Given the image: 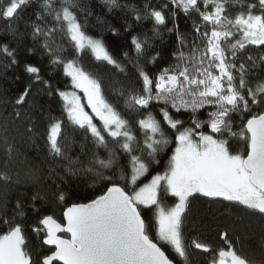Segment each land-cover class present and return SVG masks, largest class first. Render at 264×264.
<instances>
[{"label":"snow or ice","instance_id":"obj_1","mask_svg":"<svg viewBox=\"0 0 264 264\" xmlns=\"http://www.w3.org/2000/svg\"><path fill=\"white\" fill-rule=\"evenodd\" d=\"M99 3L114 21L84 0H0L4 35L11 37H0V57L5 68L22 66L28 77L15 99L0 100L11 104L13 122L28 121L35 136L43 105L34 88L58 97L60 115L43 117L47 154L67 161L66 175L101 185L87 203L71 202L57 185V218L45 208L40 168H29L23 180L0 172V182L35 189L29 200L0 195V264H189L190 248L207 254V264H264V256L243 254L228 230L217 233L219 246L199 237L188 242L184 234L191 201L200 197L242 205L264 219V0ZM27 8L32 16L21 32ZM117 10L127 11L120 17ZM181 17L191 20L190 40ZM145 21L151 28L133 34ZM97 29L101 34H92ZM25 38L32 46H25L22 63L18 48ZM106 39L117 42L115 50ZM37 52L40 61L31 59ZM45 56L67 78L63 89L44 78ZM85 57L126 77L113 89L117 103L84 67ZM68 125L91 144L81 145L82 153H92L88 167L69 155ZM58 174L48 170L49 177ZM29 230L38 240L34 247Z\"/></svg>","mask_w":264,"mask_h":264},{"label":"trees","instance_id":"obj_2","mask_svg":"<svg viewBox=\"0 0 264 264\" xmlns=\"http://www.w3.org/2000/svg\"><path fill=\"white\" fill-rule=\"evenodd\" d=\"M121 4L135 5L136 7H142L145 3L153 5L166 3L167 0H119ZM85 4H91L95 8L98 15H103L104 19L112 22L114 21L113 14H109L103 9V5L99 3V0H84ZM127 10H117L116 15L123 17ZM24 19L20 20V30L24 32L25 20L32 16V9L27 8L22 13ZM94 22V17H93ZM181 32H183L188 39H191V20H185L181 17L180 20ZM151 28V23L145 21L142 26H138L133 34L138 32L147 31ZM5 25L3 21H0V37L5 42L11 40L9 35H4ZM92 34L100 35L101 33L97 29ZM105 36H109L108 33H103ZM150 34V33H149ZM123 37L120 38L121 42ZM130 40V37H127ZM110 48L115 50L117 42L112 39H106L105 41ZM13 47H17L16 41H11ZM25 46L31 47L32 42L30 38H25L23 44L18 48L19 59L23 63L26 58ZM257 50H253L251 55L256 56ZM31 59L35 61L41 60L40 52H37ZM167 62H171L168 60ZM7 61L0 57V97L4 99L13 100L19 91L28 83V77L22 71L21 67H7L5 64ZM84 67L92 72L94 75H98L103 81L105 93L108 99L117 103V98L113 94L114 88H119L118 81L126 82V77L118 72H114L110 66H98L99 62H96L88 57H85L82 61ZM42 68L45 79L52 82L54 86L64 88L66 77L60 69H52L48 65V58L43 57ZM129 77L134 73V69L129 64ZM259 71V69L257 70ZM20 75L19 81L15 80V76ZM42 86H36L33 91V95L38 99L39 103L43 105V115L37 112V135H32L27 131L28 121L15 120L10 115L13 111L11 104L5 105L0 100V172L7 171L14 179H25L26 171L35 166L42 170L43 179L41 181L40 190L47 193L48 203L45 206L49 213H55L57 218L61 216L62 206H58L55 202L53 193L55 192L57 185L64 191L71 195V202H88L89 198H93L94 195L99 194L101 185L97 183L94 186L91 185L89 177L81 175L78 177H72L66 175L63 171L67 161H53L47 154L44 130L46 121L43 119L49 112L53 115H60V102L58 97L49 98L46 92L40 91ZM118 106L123 108V101L118 102ZM25 106L24 111H27ZM187 119L185 115L182 117ZM205 118V117H202ZM65 139L70 145L69 155L73 160L77 156L81 158V163L84 167L89 166V160L91 158V151L86 154L81 152V145L84 144L86 149H91L90 142H85L83 134L80 131H73V128L68 125L65 129ZM12 146L11 154L6 153L7 144ZM243 149V145H239V150ZM101 156H105L106 153L103 150H99ZM74 167H80L81 165H73ZM50 168H56L58 175L49 177L48 170ZM64 177V181L60 177ZM25 191L23 186L7 185L0 182V195L7 194L8 197L14 202L17 197L24 200H29L32 192ZM31 217V213H29ZM34 219V218H33ZM223 230H228L232 233L233 237L238 238L237 248L241 249L243 254L249 256H255L257 258L264 256L262 251V245H264V219H261L259 215L252 214V210L244 209V206H232V202H216L212 198L200 197L191 201L190 211L187 213V219L185 222L184 234L186 241L190 242L191 239L199 237L206 239L216 246L220 245L217 233ZM29 239L31 245L34 247L38 240L31 234L29 230ZM166 251H170L166 249ZM190 257L189 264H207L208 255L196 250L194 248L189 249Z\"/></svg>","mask_w":264,"mask_h":264},{"label":"water","instance_id":"obj_3","mask_svg":"<svg viewBox=\"0 0 264 264\" xmlns=\"http://www.w3.org/2000/svg\"><path fill=\"white\" fill-rule=\"evenodd\" d=\"M85 203H87V202H85Z\"/></svg>","mask_w":264,"mask_h":264}]
</instances>
